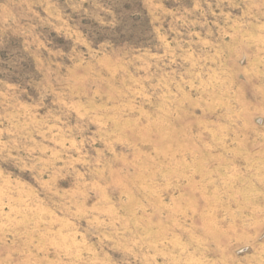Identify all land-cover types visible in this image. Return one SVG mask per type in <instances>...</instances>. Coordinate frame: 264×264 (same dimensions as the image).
I'll return each mask as SVG.
<instances>
[{
    "label": "rangeland",
    "instance_id": "374dc122",
    "mask_svg": "<svg viewBox=\"0 0 264 264\" xmlns=\"http://www.w3.org/2000/svg\"><path fill=\"white\" fill-rule=\"evenodd\" d=\"M0 264H264V0H0Z\"/></svg>",
    "mask_w": 264,
    "mask_h": 264
}]
</instances>
